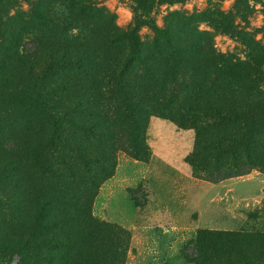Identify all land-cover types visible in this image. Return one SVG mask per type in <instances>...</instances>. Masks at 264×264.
Returning <instances> with one entry per match:
<instances>
[{
	"label": "rangeland",
	"instance_id": "obj_1",
	"mask_svg": "<svg viewBox=\"0 0 264 264\" xmlns=\"http://www.w3.org/2000/svg\"><path fill=\"white\" fill-rule=\"evenodd\" d=\"M137 5L0 0V264H48L40 241L77 235L70 216L95 186L93 215L131 233L125 264H191L182 251L198 258L200 245L202 264H264L263 176L204 177L232 160L250 174L264 167V0H155L147 16L172 34L176 55L141 25L144 60L123 86L116 60L128 42L109 37L148 19ZM245 63L257 68V95L220 72ZM224 94L262 105L249 148L229 149L241 131L215 111ZM40 210L60 224L40 225ZM199 229L224 234L198 244ZM78 248L69 242L55 264H77Z\"/></svg>",
	"mask_w": 264,
	"mask_h": 264
},
{
	"label": "trees",
	"instance_id": "obj_2",
	"mask_svg": "<svg viewBox=\"0 0 264 264\" xmlns=\"http://www.w3.org/2000/svg\"><path fill=\"white\" fill-rule=\"evenodd\" d=\"M137 3L138 9L142 13L143 11H146L145 16L148 17L147 14H149L153 8L155 0H137ZM140 19L141 17H139V15H135L134 24L126 32L113 31L110 33V46L117 44L122 37L128 42L125 53H117L119 59L116 60L117 70L115 73V81L116 83L119 82L120 85L123 86L131 68L144 60L142 54V43L139 37V28L141 25L147 24L153 28L157 35L154 41L155 46L163 44L166 51L174 56L176 55V47L172 34L167 29L159 28L149 19V17L148 19H145V21ZM116 33H119L117 35V39L119 40L114 41ZM103 35L105 36L107 33ZM111 50L116 52V49ZM254 71H257V68L246 63L230 64L220 69V72L232 81L231 83L237 84L245 80L246 82L243 85L245 86L248 95L258 94V88H256L251 80V76ZM253 74L257 75L255 73ZM261 78H264V75ZM119 87L123 89L122 86ZM222 99L223 101L220 105H215V111L217 112L218 117L230 123H234L241 131V133L237 136H229L227 138L228 143H230L229 149L234 151L235 148L240 145L247 146L249 148V146L253 145V141L251 139L252 134L250 133V118L251 116H258V111L262 105L256 100L252 102L243 101L242 103L234 98L227 99L226 94L222 95ZM41 112H44L43 115L46 116V119L49 122L57 123L61 118L59 115H53L44 108H41ZM130 143L132 145L131 150L133 151H129L128 154L133 158L139 157L137 152L140 153L143 146L139 143H134L133 141ZM145 158L147 157H144V159ZM232 161H235V163L232 162L231 165H229L231 168H227L226 173L221 174L220 176H216L217 173H205L204 177H206L208 182L217 184L229 179L245 177L252 172L249 170L241 172L239 165H237V161ZM252 165L254 166L252 167V170H257L259 173L264 175V167L258 165V161L257 164L253 163ZM97 189L98 187L95 186V188L89 191L83 198L82 202L77 205L74 215L70 216V219L77 221L79 227V233H77V235L69 237L67 240H65L62 236L56 235L40 241L39 245H47L50 248L49 252L44 255V259L48 264H55L57 262L58 254L61 253L69 242L79 246L76 259L77 264H125L131 233L120 225L107 223L93 215V204L97 196ZM47 202L48 201L43 202L44 208ZM37 222L43 226H47L48 224H54V226L60 224L58 220L54 219L46 221L42 210H40L37 215ZM223 234L224 233L221 234L219 232L213 234L211 230L199 229L197 233V243L199 244L202 239L212 240L211 238H213V235L215 237H220ZM229 235L230 237L233 235V238L236 237L234 234ZM185 250L186 248L183 249L182 255L186 258L188 263H203L205 255V248L203 245H200V257L198 258H190L186 254ZM233 264H248V261L242 257H238L235 259V263Z\"/></svg>",
	"mask_w": 264,
	"mask_h": 264
},
{
	"label": "crops",
	"instance_id": "obj_3",
	"mask_svg": "<svg viewBox=\"0 0 264 264\" xmlns=\"http://www.w3.org/2000/svg\"><path fill=\"white\" fill-rule=\"evenodd\" d=\"M254 175H256V176H263V178H264V175L263 174H261V173H259V172H255V173H252V174H249V175H247V176H245V177H250V176H254ZM240 178H243V177H240ZM234 179V178H233ZM207 184H212V183H210V182H206Z\"/></svg>",
	"mask_w": 264,
	"mask_h": 264
}]
</instances>
